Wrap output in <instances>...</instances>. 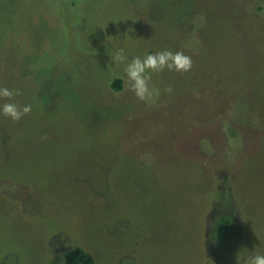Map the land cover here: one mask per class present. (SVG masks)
Masks as SVG:
<instances>
[{
  "label": "rangeland",
  "instance_id": "rangeland-1",
  "mask_svg": "<svg viewBox=\"0 0 264 264\" xmlns=\"http://www.w3.org/2000/svg\"><path fill=\"white\" fill-rule=\"evenodd\" d=\"M121 48L193 68L152 74L140 101ZM4 87L32 111L0 113V264H64L75 247L96 264L264 254V0H0Z\"/></svg>",
  "mask_w": 264,
  "mask_h": 264
},
{
  "label": "clouds",
  "instance_id": "clouds-1",
  "mask_svg": "<svg viewBox=\"0 0 264 264\" xmlns=\"http://www.w3.org/2000/svg\"><path fill=\"white\" fill-rule=\"evenodd\" d=\"M110 57L117 66L124 65L123 73L126 77L127 89L140 101H146L153 95V89L150 87L152 74L162 73L166 69L185 74L193 68L192 58L183 51L163 50L154 54H146L144 57L134 56L129 59L124 49L121 48ZM172 92L173 87L171 85L163 89L165 94H172ZM19 95H22L19 89L0 88V100L6 101L0 104V113L13 122L20 121L32 111L31 104L21 106L13 102V98ZM237 264H241L239 255L237 256ZM243 264H264V254L253 253L243 260Z\"/></svg>",
  "mask_w": 264,
  "mask_h": 264
},
{
  "label": "trees",
  "instance_id": "trees-1",
  "mask_svg": "<svg viewBox=\"0 0 264 264\" xmlns=\"http://www.w3.org/2000/svg\"><path fill=\"white\" fill-rule=\"evenodd\" d=\"M75 1V0H71ZM261 12V8H257ZM110 89L118 92L122 89V80L115 77L110 85ZM236 229L235 219L230 215L220 216L214 224L213 230L218 238L225 239L230 236ZM64 264H96L94 257L80 247H75L66 252L64 256Z\"/></svg>",
  "mask_w": 264,
  "mask_h": 264
}]
</instances>
